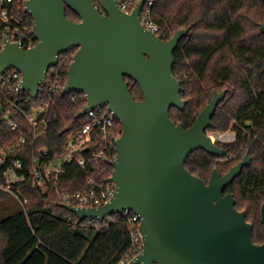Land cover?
Segmentation results:
<instances>
[{"label":"water","instance_id":"1","mask_svg":"<svg viewBox=\"0 0 264 264\" xmlns=\"http://www.w3.org/2000/svg\"><path fill=\"white\" fill-rule=\"evenodd\" d=\"M147 1L139 0L126 13L119 0H101L104 12L93 0H27L38 43L25 49L5 39L0 77L7 68L19 71L22 91L37 99L60 56L76 50L63 95L84 94L81 115L106 108L122 133L116 141L118 157L110 162L114 196L96 208L63 207L78 223L136 214L144 249L130 264H264V243L254 242L247 211L238 210L234 195L226 193L251 165L249 155L223 176L215 169L208 183L186 168L199 150L216 158L228 155L208 135L226 92H215L188 129L172 121L170 110L183 111L187 105L173 67L189 29L178 30L169 40L146 29L141 15ZM68 8L79 22L67 18ZM126 78L138 84L142 100H135ZM261 222L264 226V205Z\"/></svg>","mask_w":264,"mask_h":264},{"label":"trees","instance_id":"2","mask_svg":"<svg viewBox=\"0 0 264 264\" xmlns=\"http://www.w3.org/2000/svg\"><path fill=\"white\" fill-rule=\"evenodd\" d=\"M67 18L79 22V16L67 9ZM151 18L159 26L161 38L171 39L181 29L189 33L175 51L174 75L182 83L181 97L187 102L183 111L172 108L170 118L188 129L210 103L215 92H226L218 106L208 133L235 131L237 139L221 145L230 159L218 158L203 150L194 152L186 168L205 182L215 169L221 176L237 165L246 154L251 165L244 168L226 190L236 199V208L247 211L253 225L256 244L264 243L261 222L264 205V0H156ZM30 30L33 19L28 16ZM34 42V46L37 45ZM76 50L60 56L55 71L67 82L68 70ZM135 100L143 99L140 87L125 79ZM24 113H0V156H17L24 161L26 180L12 192L0 189V264H120L130 256L133 243L126 215L103 222L84 221L67 211L56 190L43 191L29 175L31 160L43 149L48 161L66 153L69 135L82 128L81 112L86 106L83 94L70 93L50 97L40 89L37 99L25 93ZM73 97L76 100H73ZM45 108L39 120L47 119L45 133L34 138L25 115ZM11 122L17 130L12 131ZM119 131H122L120 122ZM27 136L26 145L19 143ZM103 142L93 133L91 152ZM91 152L81 153L86 166H65L60 189L84 191L90 179L107 182L112 176L110 161H97ZM6 167L0 164V185L5 182ZM14 194H17V199ZM27 202H24V201Z\"/></svg>","mask_w":264,"mask_h":264},{"label":"built area","instance_id":"3","mask_svg":"<svg viewBox=\"0 0 264 264\" xmlns=\"http://www.w3.org/2000/svg\"><path fill=\"white\" fill-rule=\"evenodd\" d=\"M93 1L104 12L100 6L101 0ZM155 1H147L142 11L141 24L161 37L159 26L151 18V7ZM26 2L27 0H0V52L4 47L5 39L12 43L20 44L25 49L34 47V42L37 40L32 34L33 28L30 30L28 25L29 14L26 12ZM138 2L139 0H119V6L123 12L131 13ZM21 81V73L12 68H7L0 77V105L2 107L0 113L4 114L5 119H8L11 113L16 115L24 113L21 108V102L27 101L25 96L27 92L22 91ZM65 85L64 78L52 70L49 71L41 89L50 97H55L63 95ZM83 97L85 98L84 94ZM73 100L75 101L76 98L73 97ZM44 111L45 108L34 109L30 115H25L32 128L34 138L42 135L48 129L49 123L47 119L39 120ZM82 117V128L69 135L66 153L54 161H48V152L43 149L38 155L33 156L28 173L43 191L56 190L62 206L96 208L105 205L114 196L116 191L115 184L108 181L103 183L90 179L87 182L88 187L84 191L60 189L59 185L62 183V177L66 174L65 166L72 163H76L83 168L86 166V159L81 157L80 154L91 152L89 144L92 141L93 133H97L101 137L103 144L100 149L91 152V157L97 161H115L118 157L116 141L120 138L122 131H119L117 127L119 121L116 116L106 108L88 110ZM10 126L12 131L17 130L16 123L11 122ZM208 135L216 144H230L236 139V133L233 130L208 133ZM27 142V136L19 138L21 145H26ZM0 164L7 168L5 182L0 185V189L13 193V188L23 184L26 180L24 161L17 156L9 157L3 153L0 156ZM14 196L19 199L17 194H14ZM24 202L27 201L25 200ZM120 215L128 217L130 236L133 243L132 253L120 264H130L144 249L139 231L141 220L134 213H122ZM91 222L97 223V221Z\"/></svg>","mask_w":264,"mask_h":264},{"label":"flooded vegetation","instance_id":"4","mask_svg":"<svg viewBox=\"0 0 264 264\" xmlns=\"http://www.w3.org/2000/svg\"><path fill=\"white\" fill-rule=\"evenodd\" d=\"M235 132V131H234ZM236 139H237V135H236ZM236 139H235V141H236ZM234 141V142H235ZM233 142V143H234ZM230 144H232V143H230ZM230 144H217L218 146H220L221 148H223L221 145H230ZM224 149V148H223ZM227 150V149H226ZM230 159V157H229V152H228V155L227 156H225V157H223V158H218V162L219 161H222L223 160V162H225V161H228Z\"/></svg>","mask_w":264,"mask_h":264},{"label":"rangeland","instance_id":"5","mask_svg":"<svg viewBox=\"0 0 264 264\" xmlns=\"http://www.w3.org/2000/svg\"><path fill=\"white\" fill-rule=\"evenodd\" d=\"M209 134H211V133H209ZM220 163H222L223 162V160L222 161H219ZM111 219V218H110Z\"/></svg>","mask_w":264,"mask_h":264}]
</instances>
